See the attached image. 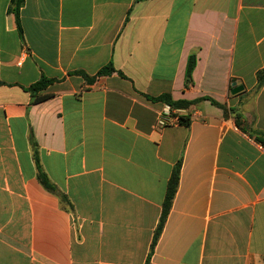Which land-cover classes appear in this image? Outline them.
<instances>
[{
  "label": "crops",
  "instance_id": "0c3cea01",
  "mask_svg": "<svg viewBox=\"0 0 264 264\" xmlns=\"http://www.w3.org/2000/svg\"><path fill=\"white\" fill-rule=\"evenodd\" d=\"M11 3L0 264H264V0H25L20 28ZM43 77L51 97L35 103ZM163 94L195 102L189 125H157Z\"/></svg>",
  "mask_w": 264,
  "mask_h": 264
},
{
  "label": "trees",
  "instance_id": "16d2710c",
  "mask_svg": "<svg viewBox=\"0 0 264 264\" xmlns=\"http://www.w3.org/2000/svg\"><path fill=\"white\" fill-rule=\"evenodd\" d=\"M24 1L25 0H12V3H11L12 4L11 11H13L17 17V22H18L19 28H20L19 14H20V9L22 8V6L24 4ZM194 65H195V59L191 58L189 61L188 70H187V75L189 78L191 76ZM115 71L116 70H115L114 66L112 64H109L108 66L101 69L97 73L96 77L108 76V75H111L112 73H114ZM86 78L88 79V82H90V83H92L95 79V77L89 78L87 76H86ZM258 78H259V87H260L264 82V72H259ZM53 82H54V80L43 77L40 81H38L36 84L32 85L29 88V91L34 96V102L35 103L45 101L51 97V95H49V94L38 95V93L40 91L46 89ZM152 100L169 104L172 107L177 108V109H187V108H189L190 105L195 103V102H186V101H174L172 99V97L170 96V94H163L157 98H153ZM239 119H240V116L237 115V124H240ZM180 123L182 125H189V120L185 117H181ZM33 149H34V160L36 162V166H37V170H38V178H39L40 182L50 192L55 193L57 195L58 194L61 195L58 188L53 183H51L48 176L43 171V168L40 164V160H39V156H38L37 146L34 143H33ZM180 170H181V162L179 161L173 170L172 176H171L169 183H168V186H167L166 197H165V201L163 204V211H162L161 218H160L158 227L156 229L154 239H153V243H152V251H153V249H154V247H155V245H156V243L160 237L161 232L163 231V228H164L165 223L167 221V217L170 213V210H171V207L173 204V200L175 198V195H176V192L178 189V185H179Z\"/></svg>",
  "mask_w": 264,
  "mask_h": 264
},
{
  "label": "built area",
  "instance_id": "2783aa9c",
  "mask_svg": "<svg viewBox=\"0 0 264 264\" xmlns=\"http://www.w3.org/2000/svg\"><path fill=\"white\" fill-rule=\"evenodd\" d=\"M183 109H177L169 104L164 103L163 108L158 113L157 125L160 127L180 124V119L183 117Z\"/></svg>",
  "mask_w": 264,
  "mask_h": 264
},
{
  "label": "water",
  "instance_id": "95a60500",
  "mask_svg": "<svg viewBox=\"0 0 264 264\" xmlns=\"http://www.w3.org/2000/svg\"><path fill=\"white\" fill-rule=\"evenodd\" d=\"M239 92V89L235 90L233 93Z\"/></svg>",
  "mask_w": 264,
  "mask_h": 264
}]
</instances>
